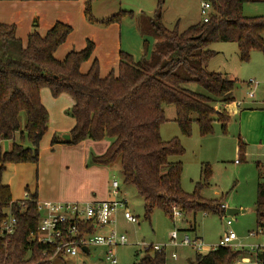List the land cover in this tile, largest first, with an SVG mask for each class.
Segmentation results:
<instances>
[{
  "label": "trees",
  "instance_id": "obj_1",
  "mask_svg": "<svg viewBox=\"0 0 264 264\" xmlns=\"http://www.w3.org/2000/svg\"><path fill=\"white\" fill-rule=\"evenodd\" d=\"M250 1L211 0L210 19L183 31L178 26L168 29L158 15L150 20L158 38L150 57L135 61L132 54L121 50L117 74L111 71L106 76L101 75L97 58L87 72L81 71L95 50L90 39L82 50H71L62 60L55 57L57 49L73 33L71 25L57 21L44 35L35 30L23 45L16 25L0 22V145L4 140L14 141L9 151L0 147V225L9 207L18 220L13 236L0 237V264H48L41 260L54 253L51 246L31 240L40 223L37 204L31 201L37 196L29 194L28 200L14 201L9 186L1 183L7 164L39 160L40 143L50 118L41 98L43 88H49L54 97H72L69 113L75 123L70 139L64 142L110 140L106 151L95 156L94 162L111 165L120 160L124 182L136 187L145 201L148 218L156 208L173 218V207L183 214L202 211L224 215L219 201L201 196L202 183L194 193L184 191L183 163L173 162L171 157L183 156L185 149L178 138L164 140L160 129L168 121L165 106H174L175 121L184 135L191 134L194 123L202 135L213 131L215 121L226 130L230 116L218 111L216 105L220 100L234 101L232 92L237 81L208 69L216 54L211 45L237 43L243 60L249 58L253 49L264 52V15L248 17L243 13L244 4ZM90 3L88 0L85 12L93 20ZM118 19L114 15L103 22L109 24ZM193 84L205 92L192 89ZM25 140L31 146L24 145ZM58 142L57 138L52 141ZM238 147L242 155L245 144L241 139ZM202 173L207 181L211 170L203 164ZM256 212L259 225L264 220L263 182L257 187ZM246 253L244 249L220 246L205 254L197 253L190 264H235ZM167 262V251L151 246L138 264Z\"/></svg>",
  "mask_w": 264,
  "mask_h": 264
},
{
  "label": "rangeland",
  "instance_id": "obj_2",
  "mask_svg": "<svg viewBox=\"0 0 264 264\" xmlns=\"http://www.w3.org/2000/svg\"><path fill=\"white\" fill-rule=\"evenodd\" d=\"M87 1L0 0V22L14 15L12 21L19 22L24 34L37 30L42 35L48 31L44 30L45 25L53 18L69 24L73 33L57 49L56 58L62 60L71 50H82L88 38L96 45L94 57L99 61L100 70L108 75L111 71L117 74L121 50L132 54L135 61L144 56L150 57L158 41L151 29V19L161 15L168 29L178 26L183 31L203 21L201 5L211 0H91L90 14L93 20L85 12ZM15 4L16 7L13 6ZM243 13L248 17L264 15V0L245 3ZM114 15L119 19L109 24L103 22ZM211 48L216 54L210 59L208 69L237 81L232 92L235 100L228 106L229 103L224 100L216 105L218 111L230 115L226 130L222 128L221 122L215 121L213 131L202 135L198 124L194 123L191 134L184 135L175 121V107L165 106L168 121L161 125L160 132L164 140L178 138L185 149L183 156L171 157V161L183 163L181 182L185 192L194 193L202 183L203 198L219 201L227 208L245 210L244 213L234 216L228 215L227 211L224 215L202 211L183 214L180 209L173 207V218L160 208L154 209L148 218L144 199L134 185L124 182L120 160L111 165L94 162L95 156L106 151L109 139H85L78 144L63 141L75 123L69 113L73 100L68 94L54 97L49 88L41 90L42 102L50 118L48 131L40 143L38 162L7 164L2 172L1 183L9 186L14 201L22 199L26 192L31 196L36 195L41 201H84L96 197L108 199L112 191L111 183L117 180L120 184V198L128 200L131 213L138 219L137 223H130L122 212L118 214L117 229L128 238L126 245L117 248L118 264H138L145 254L144 247L140 245L142 242L153 247L167 243L174 230L178 232L179 240L185 235H189L192 240L199 237L211 247L219 245L230 230L237 234L244 249L262 244V236L253 237L249 233L256 231L258 226L257 187L262 179L251 153L264 134V52L253 49L249 58L243 60L237 43L214 42ZM92 62H84L81 71L87 72ZM190 87L205 92L196 84ZM251 91L254 96L250 98ZM236 102L241 105L238 106ZM54 138L59 142L53 144ZM240 139L245 144L242 155L238 151ZM17 141L20 142L19 138ZM12 143L13 140H4L0 147L3 151H9ZM23 144L31 146L28 140ZM203 164L211 170L207 181L202 173ZM175 208L179 216L175 214ZM228 220H231V224L227 223ZM194 226L196 230H190ZM90 251V254L79 251L75 256L47 257L41 262L108 264L101 254L104 248L91 246ZM172 251L179 256L176 264H190L197 254L192 247H169V258ZM209 251L205 249L201 254ZM238 260L234 263L237 264Z\"/></svg>",
  "mask_w": 264,
  "mask_h": 264
},
{
  "label": "built area",
  "instance_id": "obj_3",
  "mask_svg": "<svg viewBox=\"0 0 264 264\" xmlns=\"http://www.w3.org/2000/svg\"><path fill=\"white\" fill-rule=\"evenodd\" d=\"M213 13L211 2H204L201 5V14L203 21L207 22ZM254 93L249 92V97ZM238 162V161H237ZM259 172L264 183V160L259 163ZM112 191L108 199L103 200H84V201H49L31 199L37 204L40 212V223L38 230L31 235V240L46 244L54 249L52 257L55 256H75L79 251L88 249L90 253L91 246L104 248V259L108 264H118L117 248L128 243L126 235L121 234L117 229L119 212L130 223H137L138 219L134 216L128 206L126 198H120V184L117 180L112 182ZM30 199L29 193H25L23 200ZM222 210H226V205H221ZM175 214L180 215L176 208ZM17 217L12 208L6 211V217L0 225V237L10 238L16 232ZM231 224V220L227 221ZM249 236H262L264 239V220L257 226L256 231H251ZM144 249L152 245L142 242L140 244ZM192 247L197 253L205 249L212 251L220 246L229 247L233 250L244 249L242 241L237 234L230 230L221 239L219 245L208 246L199 238L193 240L189 235L179 240V234L174 230L170 235V241L153 247L155 250H167L169 247ZM246 254L241 256L237 264H264V241L262 244L252 245ZM173 259H177L176 252L171 254Z\"/></svg>",
  "mask_w": 264,
  "mask_h": 264
},
{
  "label": "crops",
  "instance_id": "obj_4",
  "mask_svg": "<svg viewBox=\"0 0 264 264\" xmlns=\"http://www.w3.org/2000/svg\"><path fill=\"white\" fill-rule=\"evenodd\" d=\"M59 1V0H58ZM61 1H71V0H61ZM14 7H16L17 5L15 4V5H13ZM19 14H21V13H19ZM13 16L14 15H10V17H8V19L6 18L5 20H3L4 22H6V23H8V24H11L10 22H12L13 24H16V26H17V36L21 39V41H22V43H23V45H26V43H27V39H28V36L27 35H29L30 33H26V34H24V29H21L22 27L19 25V22L18 21H16V23H14V21H12V18H13ZM56 20V19H55ZM54 20V18L51 20V21H49V23L47 24V25H45L46 26V28L44 29V30H49V28H51L52 26H53V24H55V22L57 21H55ZM3 22V23H4ZM18 23V24H17ZM43 34V33H42ZM87 40H88V38L86 39V42H87ZM96 46V45H95ZM55 57H56V52H55ZM94 53H93V56H92V58H91V60H94ZM64 59V58H63ZM96 59V58H95ZM100 73H101V75L102 76H106L107 75V73L106 74H103L102 73V70H100ZM192 89H194V88H192ZM234 97V96H233ZM235 100V99H234ZM237 104H238V106H240L241 105V103L240 102H236ZM228 105H230V103L229 104H227L226 106H228ZM227 113V112H226ZM229 115V114H228ZM230 116V115H229ZM18 139V138H17ZM5 141H9V140H5ZM63 141H67L66 139H64ZM12 142V141H11ZM14 142V141H13ZM2 143V142H1ZM13 144V143H12ZM254 152H252L251 154H253L254 155V157H255V162H256V165H257V169H258V174H259V177H261L260 176V172H259V167H258V165H259V163L260 162H262L263 160H264V134H263V136H262V139H261V141H260V143H259V145L257 146V148H255V150H253ZM114 181V180H113ZM112 181V182H113ZM260 182H262V179H260ZM110 187H112V183H111V186ZM24 199V197L22 198V199H20V200H23ZM93 200H101V199H98L97 197L96 198H94ZM226 210H227V206H226ZM225 210V211H226ZM196 238H199V237H196ZM200 239V238H199ZM201 240V239H200ZM176 248V247H175ZM167 251V259H168V262H167V264H176V260L179 258V256L177 257V259H173L172 257H171V255H170V258H169V255H168V249L166 250ZM84 252H86V253H88V251H85L84 250ZM91 252V251H90ZM174 251H172L171 252V254L173 253ZM104 252H102L101 254H103ZM88 254H90V253H88Z\"/></svg>",
  "mask_w": 264,
  "mask_h": 264
},
{
  "label": "water",
  "instance_id": "obj_5",
  "mask_svg": "<svg viewBox=\"0 0 264 264\" xmlns=\"http://www.w3.org/2000/svg\"><path fill=\"white\" fill-rule=\"evenodd\" d=\"M70 137H71L70 134L64 136V138H65L66 140H69ZM226 211H227V214L230 215V216H234V215H236V214L244 213V212H245V210H242V209H236V208H227ZM83 250L88 251V249H87L86 247H84Z\"/></svg>",
  "mask_w": 264,
  "mask_h": 264
}]
</instances>
